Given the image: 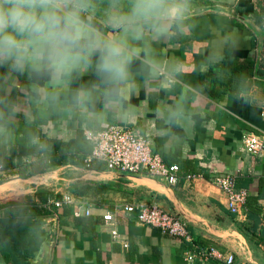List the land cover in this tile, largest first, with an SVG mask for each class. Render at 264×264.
Returning a JSON list of instances; mask_svg holds the SVG:
<instances>
[{
  "label": "crops",
  "instance_id": "crops-1",
  "mask_svg": "<svg viewBox=\"0 0 264 264\" xmlns=\"http://www.w3.org/2000/svg\"><path fill=\"white\" fill-rule=\"evenodd\" d=\"M185 23L183 31L173 30L149 42L155 59L180 64L184 71L170 84L136 76V91L121 109L129 113L124 119L109 112L99 126H93L78 113H41L27 103L25 93L31 82L25 77L11 91L14 102L32 114L31 120L17 115L15 123L33 125L40 142L43 137L68 141L76 137L79 127L102 130L111 123L122 124L149 138L153 151L166 163L180 166L176 185L148 175L65 162L23 178L18 157H13L12 168L0 172V201L28 197L41 202V195L61 198L71 192L91 205V215L66 217V223L58 218L57 226L44 219L45 225L57 229L50 264H222L217 258L204 261L200 255L194 262L187 260V252L210 249L234 253L238 262L264 264V248L247 230L246 215L232 214L225 195L211 182L215 175L234 174L239 188L258 195L264 181V156L250 155L243 145L247 132L264 135V0H191ZM228 56L254 61L248 71L250 87L232 92L239 80L219 66ZM91 79L85 76L71 88ZM177 104L183 109L180 123L160 118L158 113L166 114ZM96 108L101 111L102 105L97 103ZM12 128L5 148L8 155L18 145ZM191 173L203 177L187 179ZM138 201L181 213L191 240L164 235L125 212L117 216L120 236L115 240L103 225V215L118 203ZM52 234V229L47 231V240ZM0 264H9L1 252Z\"/></svg>",
  "mask_w": 264,
  "mask_h": 264
},
{
  "label": "clouds",
  "instance_id": "clouds-1",
  "mask_svg": "<svg viewBox=\"0 0 264 264\" xmlns=\"http://www.w3.org/2000/svg\"><path fill=\"white\" fill-rule=\"evenodd\" d=\"M190 4L191 0H0V139L11 140L17 115L32 118L10 95L20 77L31 82L27 103L41 113H78L93 126L102 123L105 113L127 117L121 109L136 91V76L170 84L184 71L180 64L155 59L149 42L183 31ZM85 76L92 79L71 88ZM158 115L178 124L183 109L177 104ZM32 142L46 148L36 137Z\"/></svg>",
  "mask_w": 264,
  "mask_h": 264
},
{
  "label": "built area",
  "instance_id": "built-area-1",
  "mask_svg": "<svg viewBox=\"0 0 264 264\" xmlns=\"http://www.w3.org/2000/svg\"><path fill=\"white\" fill-rule=\"evenodd\" d=\"M86 138L93 144L92 152L85 157L84 164L90 168L95 160L102 161L109 171H117L130 176L148 175L162 178L170 185H176L180 180V166L176 163L168 164L160 153L154 152L151 140L138 134L127 125L112 124L102 130L85 129ZM243 145L250 155L264 156V135L253 131L243 135ZM5 171L0 165V172ZM203 177L202 174H188L187 179ZM212 184L225 195L228 210L234 215H245L249 191L237 186V177L234 174H218L211 180ZM53 209L55 215L65 206L75 207L77 217L91 215V205L80 197L69 192L61 198L49 196L46 203ZM4 210L0 209V216ZM134 213L137 220L145 225H151L161 230L164 235L191 240L187 221L179 212H169L162 207L146 201L123 202L115 205L114 210L103 215V225L109 229L116 240L120 236L117 228V216L122 213ZM128 247V243L123 244ZM196 255L204 261L217 258L222 264H251L250 261L238 262L234 253H221L216 249L187 252V260L194 262Z\"/></svg>",
  "mask_w": 264,
  "mask_h": 264
},
{
  "label": "trees",
  "instance_id": "trees-1",
  "mask_svg": "<svg viewBox=\"0 0 264 264\" xmlns=\"http://www.w3.org/2000/svg\"><path fill=\"white\" fill-rule=\"evenodd\" d=\"M229 58L225 63L219 64L223 72L230 70L239 84L232 88V92L238 89H246L251 86L252 80L249 75V68L253 67L254 61L245 59ZM248 72V74H246ZM216 72H211L215 75ZM33 125L25 126L14 123L11 127L17 135V146L11 148L8 155L6 144L0 139V165L4 168H12L11 160L18 157L20 176L26 178L37 173H44L57 163H71L84 165V159L93 150V144L86 138L84 129L79 127L75 138L68 141L49 140L43 137L42 143L46 145L41 150L32 142L36 135ZM93 168L104 170L105 164L95 160L91 165ZM1 182V181H0ZM258 195H249L244 212L247 219V230L257 239V243L264 248V181L259 186ZM78 194H81L78 192ZM41 202L31 198H9L0 201V209L4 212L0 216V252L9 264H29L30 258L34 257L37 251L47 239V231L43 227L45 218L54 215L53 209L46 204L48 195H41ZM75 207L65 206L58 218L61 223H66V217L77 219L74 212ZM263 214V215H262Z\"/></svg>",
  "mask_w": 264,
  "mask_h": 264
},
{
  "label": "water",
  "instance_id": "water-1",
  "mask_svg": "<svg viewBox=\"0 0 264 264\" xmlns=\"http://www.w3.org/2000/svg\"><path fill=\"white\" fill-rule=\"evenodd\" d=\"M45 220L55 221L57 226L58 223V216H52L48 217ZM46 231H50L51 229L53 230V234L51 235L50 239H46L40 249L37 251L36 255L34 257L30 258L29 264H50L51 258H52V252H53V247L56 242V234H57V229L56 227H50L49 225L43 226Z\"/></svg>",
  "mask_w": 264,
  "mask_h": 264
}]
</instances>
